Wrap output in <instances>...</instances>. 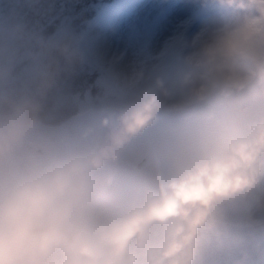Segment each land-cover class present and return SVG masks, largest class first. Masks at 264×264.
I'll return each mask as SVG.
<instances>
[{"label":"clouds","instance_id":"obj_1","mask_svg":"<svg viewBox=\"0 0 264 264\" xmlns=\"http://www.w3.org/2000/svg\"><path fill=\"white\" fill-rule=\"evenodd\" d=\"M0 264H264V0H0Z\"/></svg>","mask_w":264,"mask_h":264}]
</instances>
